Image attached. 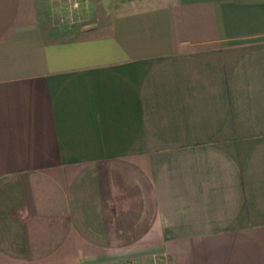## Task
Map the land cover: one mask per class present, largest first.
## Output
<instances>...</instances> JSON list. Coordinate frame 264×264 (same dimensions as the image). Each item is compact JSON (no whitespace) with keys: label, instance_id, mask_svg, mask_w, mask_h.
<instances>
[{"label":"crops","instance_id":"crops-1","mask_svg":"<svg viewBox=\"0 0 264 264\" xmlns=\"http://www.w3.org/2000/svg\"><path fill=\"white\" fill-rule=\"evenodd\" d=\"M155 255L264 264V0H0V264Z\"/></svg>","mask_w":264,"mask_h":264},{"label":"built area","instance_id":"built-area-1","mask_svg":"<svg viewBox=\"0 0 264 264\" xmlns=\"http://www.w3.org/2000/svg\"><path fill=\"white\" fill-rule=\"evenodd\" d=\"M106 264H139V263L136 262L135 260H125L118 263H106ZM152 264H173V263L162 255H155L152 257Z\"/></svg>","mask_w":264,"mask_h":264},{"label":"rangeland","instance_id":"rangeland-1","mask_svg":"<svg viewBox=\"0 0 264 264\" xmlns=\"http://www.w3.org/2000/svg\"><path fill=\"white\" fill-rule=\"evenodd\" d=\"M66 15L67 16L63 19V21L58 19L59 24H61L62 26L74 25L76 21H74V19L68 13ZM51 20L52 19L50 18L48 20H45L44 22L49 25L52 22ZM46 24L43 26V29H46Z\"/></svg>","mask_w":264,"mask_h":264}]
</instances>
